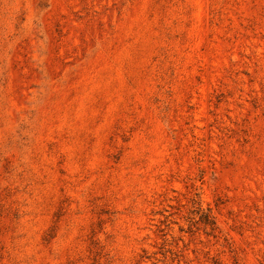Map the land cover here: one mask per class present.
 I'll return each mask as SVG.
<instances>
[{"label": "rangeland", "instance_id": "rangeland-1", "mask_svg": "<svg viewBox=\"0 0 264 264\" xmlns=\"http://www.w3.org/2000/svg\"><path fill=\"white\" fill-rule=\"evenodd\" d=\"M0 264H264V0H0Z\"/></svg>", "mask_w": 264, "mask_h": 264}]
</instances>
